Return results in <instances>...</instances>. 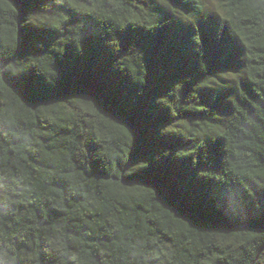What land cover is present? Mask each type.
Wrapping results in <instances>:
<instances>
[{
	"label": "trees",
	"instance_id": "trees-1",
	"mask_svg": "<svg viewBox=\"0 0 264 264\" xmlns=\"http://www.w3.org/2000/svg\"><path fill=\"white\" fill-rule=\"evenodd\" d=\"M20 1L0 264H264V0Z\"/></svg>",
	"mask_w": 264,
	"mask_h": 264
},
{
	"label": "rangeland",
	"instance_id": "rangeland-1",
	"mask_svg": "<svg viewBox=\"0 0 264 264\" xmlns=\"http://www.w3.org/2000/svg\"><path fill=\"white\" fill-rule=\"evenodd\" d=\"M204 15L213 16L217 10V0H203Z\"/></svg>",
	"mask_w": 264,
	"mask_h": 264
},
{
	"label": "water",
	"instance_id": "water-1",
	"mask_svg": "<svg viewBox=\"0 0 264 264\" xmlns=\"http://www.w3.org/2000/svg\"><path fill=\"white\" fill-rule=\"evenodd\" d=\"M14 1H15L16 5L20 8V11H21V14H22V11H23V4L21 3L20 0H14ZM19 23H20V18H19V20H18V25H19Z\"/></svg>",
	"mask_w": 264,
	"mask_h": 264
}]
</instances>
